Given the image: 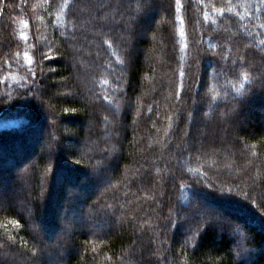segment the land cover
Wrapping results in <instances>:
<instances>
[{"label": "trees", "instance_id": "1", "mask_svg": "<svg viewBox=\"0 0 264 264\" xmlns=\"http://www.w3.org/2000/svg\"><path fill=\"white\" fill-rule=\"evenodd\" d=\"M263 108L264 0H0V264H264Z\"/></svg>", "mask_w": 264, "mask_h": 264}, {"label": "rangeland", "instance_id": "2", "mask_svg": "<svg viewBox=\"0 0 264 264\" xmlns=\"http://www.w3.org/2000/svg\"><path fill=\"white\" fill-rule=\"evenodd\" d=\"M142 36L145 37L146 35L145 34H142ZM43 43L46 44V42H43ZM67 82L68 81H62L60 83H57L56 84V88H55L56 90L54 91L53 94L54 95L55 94H57V95L58 94H61V95H65V96H67V95H69V96L74 95V93H70L69 94L67 92L68 89L69 90H72V87L69 88V86H70L69 82L68 83ZM90 102H94V99H90ZM259 122L260 123H264V108H263V110H261V118H260V121ZM94 127H95V125H89V126L86 125V131L88 130V132H89V130L93 129ZM65 128H66L65 126H60L59 127V130L62 131L63 133H67V130ZM84 129H85V126H84ZM213 129H214V127H213ZM46 137H47V135L44 136V142L42 144L43 147L47 146ZM220 138H222L224 140L225 139H228L230 141L229 144H232V143L236 142V140H237V137L235 135H232L230 138H228V136H220ZM206 139H208V141L206 143L212 144V143L217 142L219 140V136H214V134H212L211 137L209 136ZM189 145H190V143L188 141L187 146H189ZM86 147H87V143L85 141H81L80 143H77L75 147H71V148H68L67 145L63 146L64 149H66L68 151L72 150V151H75V152H77L79 154H81L82 152H84V150H85ZM220 147L221 146L219 145L218 148H220ZM15 168L16 167H14V168L13 167H10L9 164L8 165H5V166H2L0 168V173L2 174V175H0V207L11 206L10 205L11 204L10 203L11 201H7V199L4 198L3 194L8 195L10 192L16 193V191H20V189L18 187H19V179H20V176L19 175H21V174L19 173V169H17V168L15 169ZM91 174L93 175V171H92ZM98 175H99L100 182L103 179H105L106 177L109 176V174H106L105 176L104 175L103 176L102 175L100 176V174H98ZM9 176L11 178L13 177V180H11V179L10 180L9 179L6 180V177L9 178ZM3 179H5V180H3ZM94 192L98 193L99 191L94 190ZM19 194H21V192H19ZM14 200H16V199L13 197L12 198V202ZM17 206H18L17 208L20 210V212L23 211V207L20 208L19 207L20 205H17ZM22 206H24V205H22ZM70 218H71V216H69V214H66L65 215L64 212H63L62 215H60V223L62 225V227H61L62 230H60V232L54 238H53V236H49L46 233V229L44 228V230H43V227H42L41 228V236L43 237V240L46 243H49L50 244V243H52L53 240L58 239L60 236H62V234L66 233L67 232V230H66V224L71 221ZM222 220L223 219H220L219 222L221 223ZM225 220L226 219H224V221ZM73 223H74V221H73ZM76 223H78V222H76ZM118 224H119V222H118ZM48 238H51V240H49ZM47 264H54V263H53V261H47Z\"/></svg>", "mask_w": 264, "mask_h": 264}, {"label": "snow or ice", "instance_id": "3", "mask_svg": "<svg viewBox=\"0 0 264 264\" xmlns=\"http://www.w3.org/2000/svg\"><path fill=\"white\" fill-rule=\"evenodd\" d=\"M25 27H27V23L25 22ZM25 39H27V37H25Z\"/></svg>", "mask_w": 264, "mask_h": 264}]
</instances>
